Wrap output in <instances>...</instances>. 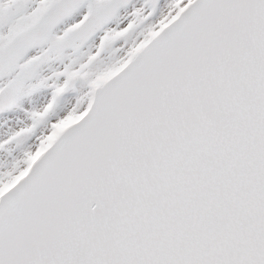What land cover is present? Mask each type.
<instances>
[{
	"label": "snow or ice",
	"instance_id": "obj_1",
	"mask_svg": "<svg viewBox=\"0 0 264 264\" xmlns=\"http://www.w3.org/2000/svg\"><path fill=\"white\" fill-rule=\"evenodd\" d=\"M0 264H264V0H0Z\"/></svg>",
	"mask_w": 264,
	"mask_h": 264
}]
</instances>
